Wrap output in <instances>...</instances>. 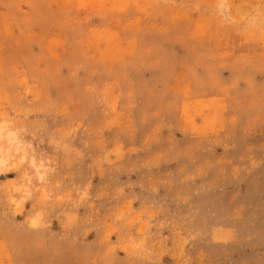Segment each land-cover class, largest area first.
Segmentation results:
<instances>
[{
    "label": "rangeland",
    "instance_id": "obj_1",
    "mask_svg": "<svg viewBox=\"0 0 264 264\" xmlns=\"http://www.w3.org/2000/svg\"><path fill=\"white\" fill-rule=\"evenodd\" d=\"M0 151V264H264V0H0Z\"/></svg>",
    "mask_w": 264,
    "mask_h": 264
},
{
    "label": "bare ground",
    "instance_id": "obj_2",
    "mask_svg": "<svg viewBox=\"0 0 264 264\" xmlns=\"http://www.w3.org/2000/svg\"><path fill=\"white\" fill-rule=\"evenodd\" d=\"M9 152V151H8ZM7 152V153H8ZM3 154H4V152L3 151H0V164H5L6 163V159H5V157L3 158L2 156H3Z\"/></svg>",
    "mask_w": 264,
    "mask_h": 264
}]
</instances>
